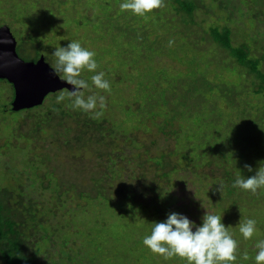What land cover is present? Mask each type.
Instances as JSON below:
<instances>
[{
  "label": "rangeland",
  "instance_id": "obj_1",
  "mask_svg": "<svg viewBox=\"0 0 264 264\" xmlns=\"http://www.w3.org/2000/svg\"><path fill=\"white\" fill-rule=\"evenodd\" d=\"M191 1L198 5L193 18V21L198 23V26H192L189 29H195L197 41H195V44L190 38L186 41L187 35L183 32L184 27L181 26L178 15L170 7L171 3L168 0H163L162 7L151 10L150 16L147 13L146 17H149L147 21L143 20V22H140L143 19L141 16L133 15L130 10H121L117 4H114L113 9L110 11V7H102L104 2L106 3L108 0H0V26L9 28L18 47L21 44L22 47L31 51L34 46L38 47L50 68L55 61V57L50 53L57 45L63 46L70 40H79L82 46L93 50L96 53L94 59L97 62L95 71H104V78L109 81L110 89L105 91L92 87L90 90H84L85 95L90 94V92L104 95L103 109L107 113L99 112V115L95 116L106 117L118 125L122 123L120 126L122 129L129 130L130 125L122 122V114L118 110H126L131 113L130 107L136 108L140 105L139 102L145 103L150 96L152 100H158L159 92L171 87V80H177L180 83V85L176 86L177 90L185 87L182 93L186 92L187 79H190L191 76H202L208 79H193V82H196L195 84L198 87H205L203 84L204 80L206 81L204 83L210 80L216 84L218 82L232 84L233 82V86L230 88V100L234 102V106H229L231 101L226 102L224 105L222 99L214 94L215 91H211L210 94L212 96H206L202 99L205 103L208 102L205 107L207 111L211 107L215 108L216 113L210 116L208 112L205 121L200 116L201 121L200 117L196 115L200 112L197 110L192 111L193 116L190 122L191 128L194 129V134L196 132L197 134L198 132L199 134L208 133L209 127L207 123L209 122L216 124L214 129L220 137L223 131L234 132L235 135L241 134V140L237 147L244 150L247 149L246 153L243 154L245 156L244 161H249V166L252 169L249 171L244 167V175H246L244 177H247V175H252L256 168L264 165V161L261 160L264 155V95L257 96L253 94L257 81L246 70L235 66L232 59L229 58L223 49L216 44H212L210 40L201 41L200 39L205 37L204 32L209 27H218L220 29L226 27L231 30L233 46L248 45L255 56L259 57L260 49L264 51V5L257 6L251 0ZM219 1L223 5L220 8L218 6L214 8L213 6L217 5ZM116 2L118 3L120 0ZM225 5L228 7L226 8ZM121 11L123 14H118ZM108 13L112 17L105 22L104 15ZM254 15L259 16L256 18ZM166 20L168 22L171 20L170 24H166ZM108 22L111 24H106ZM177 24L178 27L176 29L170 30V25L175 26ZM132 28L135 29V32H130ZM118 31L125 32V35L120 34ZM186 33L189 32L186 31ZM140 38H143V43L139 42ZM128 39H130L132 45L127 46ZM32 40L34 41L33 44L31 43ZM169 40H172L171 44L168 43ZM193 40L195 39L193 38ZM188 43L189 46L187 45ZM115 44L119 50L113 47ZM134 46H136L134 52L130 53ZM150 48L153 51H150ZM18 56L20 57L21 55L19 54ZM233 67L237 69L234 73L231 72ZM259 69L264 72V60L260 62ZM156 73L158 74L156 75ZM91 74L83 70L81 73L89 84H91L89 79ZM57 76L59 77V75ZM153 76L155 77L153 78ZM140 82L144 83V86L149 85L147 88L142 89L143 91L139 90L136 93L137 83ZM60 92L58 91L54 95H58ZM52 95L45 98L43 103L45 107L49 108L54 102L55 96L52 97ZM12 96L11 86L6 82H1V110L4 108L10 109ZM192 101L193 105H200L198 97L192 98ZM149 103L151 105L155 104L154 101ZM124 106L127 108H124ZM187 106L191 110L192 105L187 104ZM205 108L203 107V116H205ZM99 109L97 108L96 111H99ZM146 109L151 108L147 107ZM240 111H243V115L240 114ZM108 112H112V114H108ZM248 112L249 115H247ZM151 113L155 114L157 110L151 109ZM133 115L136 116L137 114ZM22 118H26L25 113L10 114L8 111L4 113L0 111V186L5 183L13 184V181L16 180L27 184L29 181L27 172L35 159L43 161L46 153H56V151L50 150V147H46V143H42V141H39V143L31 142L23 134L25 132L24 129H20L21 132L18 131L15 135L16 126L19 125L18 120H22ZM252 120L259 123L254 124ZM150 121L151 118L144 115L141 118H136L133 123L136 124L138 122V125L136 124L138 129L131 131L140 140L142 139L144 144L149 145L152 141L155 142L154 146L151 147L152 155L163 152L170 153L172 155L167 160L170 158L172 164L176 163L179 157L177 149L179 146L174 145L173 139H166L158 132L161 123L160 118H155L151 121L152 123ZM18 135L24 136L20 137ZM225 138L221 139L214 152L220 150L221 154V151L228 148L230 144L227 140H231L229 136ZM223 140L224 142L222 143ZM230 146L233 147L232 145ZM129 149H127L128 153L131 151ZM173 151H175L174 154L172 153ZM216 152L212 155H207L203 166L199 169L202 175L206 174L209 177H214V181L205 179L202 176L205 182L200 183L198 180L194 181L193 175L189 171L175 172L173 175L174 180L165 188L167 192L165 196L171 195L175 199L170 209L175 212L178 210L180 214L187 216L196 224L200 223V217L203 212L221 214L222 223L229 226V233L237 241V251L235 253L237 259L232 264H254L252 260V256L256 251L254 243L256 240L264 238V194L262 195L264 188H258L255 193H251L237 187L239 190L234 192L235 194L231 193L225 196V193L221 192L223 191V186L232 187L230 186L229 178L235 179L237 175L236 170L231 167L232 165H229L230 167L225 166V161L236 163L231 158H227L228 153L225 154L226 160L223 161L221 155ZM38 153L42 154L35 158V154L37 155ZM176 154L178 155L176 156ZM56 155L58 156L57 164H62L60 156ZM223 155L222 157H224ZM225 173H229V176ZM176 175H178V178L175 177ZM216 178L218 180H215ZM227 178L229 179L228 181ZM54 183L55 181L51 182V185ZM46 185V181L42 182V187L46 188ZM160 186L163 188V185L160 184ZM55 190H57L53 193L56 195L55 197L63 191L60 186L56 187ZM46 193H48L47 190L45 193L43 192L44 196L42 197L39 184L37 190H27L26 194L28 196L25 202L29 205L28 198H30L32 204L39 206L35 211L44 214L40 207L49 205L46 202L48 200L46 199ZM259 194L262 196L260 195L261 197L254 200L253 197ZM60 197L64 199L66 195L61 194ZM115 199L116 197H113L112 203H114ZM48 202L52 203L53 207L56 204L50 199ZM249 202L252 204L249 205ZM78 204L82 206L86 203L71 202L70 206L73 212L68 222L71 221L72 227L78 229L79 233L68 235L69 241L67 240L68 244L64 248L58 245L51 247L53 250L51 252L53 253L52 259L57 261V263L61 261L65 264L69 248L72 247L74 250L81 248V235L89 234L95 235V238H93L103 249L101 257L103 260L99 259L98 256L94 258L97 264H125L127 262L129 264H184L183 258L173 256L165 260L160 255L149 251L141 243L142 237L150 232L151 226L144 224V222L152 221L155 217L150 218L149 215L152 211L146 210L142 214L141 212L135 213V218L128 223L125 229L119 224L114 225L113 222L120 219L118 217L119 212H124L127 207H118L115 210L103 208V211H101L102 208L96 202H92L88 204V211L81 215V210H76ZM55 208L57 209L56 205ZM184 209L185 212H183ZM42 217L43 215L38 220L46 223L45 218L43 217L42 219ZM245 218L255 219L256 227L259 230L258 233H253L252 237L248 239L242 238L238 232V221L243 222ZM127 228L130 230L128 239L120 240V242L114 241L110 234L104 233V231L110 229L111 232L121 235L122 232L128 231ZM100 232L103 233L101 237L96 234ZM35 239L36 237L32 238L31 236V241H29L33 242L32 240ZM29 246L31 247L32 245L29 243ZM120 248L123 250L122 253L118 251ZM111 249L118 252L116 256H113L112 260L111 256L113 253H111ZM58 250L59 252H57ZM242 252L248 253V259H243L241 256ZM35 260L37 264H50L46 261L45 255L37 256Z\"/></svg>",
  "mask_w": 264,
  "mask_h": 264
},
{
  "label": "trees",
  "instance_id": "obj_2",
  "mask_svg": "<svg viewBox=\"0 0 264 264\" xmlns=\"http://www.w3.org/2000/svg\"><path fill=\"white\" fill-rule=\"evenodd\" d=\"M116 1L119 0H108V2H104L102 7H110V11L113 9L114 4L119 5L120 2L117 3ZM251 1L255 2L257 6L264 5V0ZM168 2L171 3L170 7L178 15L179 22L182 24L181 26L184 27L183 32L187 35L186 41L190 38L193 44H195V29H189L192 26H198V23L193 21L195 10L198 8V5L191 0H168ZM222 5L223 3L219 1L218 4L213 7L215 8L218 6V8H220ZM225 7L227 8L228 6L225 5ZM118 14L123 13L121 11ZM104 16L105 22L112 17L109 13ZM258 16L259 15L255 17L257 18ZM148 17H146V15L142 16L143 19L140 20V22H143V20L147 21ZM170 21L168 22L166 20L165 22L166 24H170ZM106 24L111 23L108 22ZM177 27L178 24L175 26L170 25V30L176 29ZM131 31L135 32V29L132 28L130 29V32ZM186 31L189 33H186ZM118 32L125 35V32ZM204 33L205 37L200 40H210L212 44H216L219 48L223 49L228 54L229 58L232 59L235 66L246 70V72L252 75L257 81L253 94L257 96L264 95V72L259 69L260 62L264 60V51L260 49V56L256 57L248 45L233 46L231 30L226 27L222 29L218 27H209ZM193 38L195 40H193ZM131 41L133 40L131 39ZM143 41V38L139 39L140 43H143ZM33 42L32 40L31 43L33 44ZM129 45H132L130 39L127 41V46ZM187 45L189 46V43ZM113 47L119 50L116 44L113 45ZM16 48L17 55L20 54L22 56L20 57L25 61L34 62L42 55L38 47L35 46L31 48L32 51L22 47L21 44H19V47L16 46ZM135 48L136 46L132 47L130 53L134 52ZM150 51H153V49L150 48ZM232 69V73L237 70L235 67ZM157 74L158 73H156V75ZM155 76H153V78ZM196 78L208 80L202 76H191L190 79H187L188 84L185 93H182L185 87L183 89L181 87L180 90H177L176 86L178 84L180 85V83H178L177 80H171V87L160 91L158 100H152L150 96L145 103L139 102L140 105L136 108L133 107V109L130 107L129 110L132 111L131 113L126 110H118L122 114V122L130 125L129 130L122 129L120 127L122 123L118 125L106 117H96L94 114L82 112L78 108L73 109L70 105L66 106L67 97L65 101L59 103L53 99L54 102L49 108L45 107V104H42L39 107L16 113H25L26 118L18 120L19 125L16 126L15 135L18 131L21 132L20 129H24L25 132L23 134H25L31 142L35 141V143H39V141H42V143H46V147H50V150L56 151V153H46L44 156L45 160L43 161L35 159L30 170L27 172V179L29 180L27 184L23 181L18 182L16 180L13 181V184L5 183L0 186V264H37L35 258L41 255H45L46 261L50 264H63L64 262L59 261L60 263H57V261L52 259L53 253L51 252H53V250L51 247L53 248L54 245H58L64 248L68 244V235H76L79 233L78 229L72 227L71 221L68 222L73 212L70 206L71 202L86 203L82 206H79V204L76 206V210H81V215L88 211V204L92 202H96L97 205L102 208L101 211H103V208L115 210V208L117 209L118 207H127L124 212H119L118 217L120 219L113 222L114 225L119 224L125 229L128 223L135 218V213L141 212L142 214L146 210L152 211L149 215L151 219L155 217L152 221H146L144 224H149V226H151V222L162 221L167 213L174 211L170 209V207L175 202V199L171 195L165 196L167 193L165 188L174 180L173 175L175 172L182 173L184 171H189V173L193 175L194 181L198 180L200 183L204 181L202 176L205 179L214 181V177H209L206 174L202 175L199 169L203 166L207 155H212L216 152H214V149L223 137L227 138V136H229L231 141H227L233 147L228 145V148L221 151V154L220 150H217L216 153L221 155L223 161L226 160L225 154L228 153L229 155L227 154V158H231L236 164L225 161V166L232 165L231 167L236 170L237 175L246 176L244 175V166L249 165V161H244L245 156L243 154L246 153L247 149L244 150L237 147L241 140V134L238 133L235 135L234 132L223 131L220 137L214 129L216 124L210 122H205L209 127L208 133L204 132L199 134L198 132L197 134L196 132L194 134V129L191 128L190 122L193 116L192 111L197 110L200 112L196 115L199 117L202 116L204 121L208 116V112L210 116L216 113L215 108L211 107L207 111L205 107L208 102L205 103L202 99L206 96H212L210 94L211 91H215L214 94L217 95L216 97L222 99L224 105L226 102H230V88L233 86V82L232 84H226L224 82H218V84H216L210 80L204 83L206 82L204 80L203 84L205 87H198L195 84L196 82H193V79ZM1 82L3 81H0V83ZM157 82H159V80H157ZM148 85L149 84L144 86L142 82L137 83L135 92L138 93L139 90L143 91L142 89L147 88ZM56 95L57 94H53L52 97H56ZM195 97H198L200 105L197 104V106H195L192 104V98ZM150 101H154L155 104L151 105L149 103ZM187 104L192 105L191 110H189ZM229 106H234V102L231 101ZM125 107L126 106H124V108ZM147 107L156 109L157 113L152 114L151 109H146ZM165 107L166 109L164 110ZM203 107L205 108V116L202 115ZM0 111L3 113L8 111L10 114H14L12 110H7L6 108L0 109ZM98 112L105 111L102 107ZM240 112V114L243 115V111ZM108 114H112V112H108ZM133 114L137 115L135 116ZM143 115L151 118V121L155 118L161 119L158 132L166 139H173L174 145L177 147L179 146L177 148L179 155L176 154V156L178 155L179 157L176 163L172 164L170 158L167 160V158L172 155L170 153L163 152L152 155L151 147L154 146L155 142L152 141L149 145L144 144V141L142 139L140 140L137 135H134L131 131L138 129V122L136 123L137 125L133 122L136 118H141ZM247 115H249V112ZM151 121L150 123H152ZM252 122L254 124L259 123L254 120H252ZM175 123L177 124L175 125ZM18 136L22 137L24 135ZM223 142L224 140L222 143ZM128 148L131 150L129 153L127 151ZM174 152L175 151L172 153L174 154ZM40 154L42 153L35 154V158ZM56 154L60 156L62 164H57L58 156ZM222 154H224V157H222ZM261 160L264 161V155ZM181 162H183L182 165H180ZM225 174L229 176V173ZM175 177L178 178V175ZM229 179L231 182L230 186L232 187L225 185L223 186V191H221L222 189H217L224 192L225 196L239 190L232 184L234 179ZM229 179L227 178V181ZM215 180H218V178ZM44 181H46L47 184L46 188L42 187V182ZM54 181L55 183L51 185V182L53 183ZM77 181L80 182L77 183ZM39 184L42 197L44 196L43 192L45 193L47 190L46 199H50L56 203L57 209L55 205L53 207V204L46 200L49 205L40 207L44 211V214L37 213L35 209L39 208V206L32 204L30 198H28L29 205L25 202L28 196L26 194L27 190H37ZM160 184L163 185V188ZM50 185L52 186V190ZM59 186L63 191L60 194L58 193L57 197H55L56 195L53 193L57 191L55 188ZM61 194H65L66 198H61ZM263 194L264 192H262V195ZM260 195L261 194L253 197L254 200L262 196ZM113 197H116L115 201H113L116 205L112 203ZM251 204L252 203L249 202V205ZM176 212L180 213L178 210ZM183 212H185V209ZM42 215L46 223H42V221L40 222L38 220ZM140 228L143 229L142 226H140ZM129 231L128 229V231H124L121 235H118L111 232L110 229H107L104 233L110 234L114 241L120 242V240L128 239L130 234ZM96 234H98L99 237H101V234L103 235L101 232ZM31 236L32 238L36 237L35 240H32L33 242H30ZM94 236L95 235L82 234L81 248L74 250L70 247L69 254H66L67 261L65 264H97L94 259L97 258V256L99 259L103 260V258H101L103 249L99 243L95 241ZM29 243L32 245L31 247ZM103 243L105 244V242ZM118 251L122 253L123 250L120 248ZM57 252H59V250ZM111 253H113L111 256L112 260L113 256H116L118 252L111 249ZM125 264H129V262Z\"/></svg>",
  "mask_w": 264,
  "mask_h": 264
},
{
  "label": "clouds",
  "instance_id": "obj_3",
  "mask_svg": "<svg viewBox=\"0 0 264 264\" xmlns=\"http://www.w3.org/2000/svg\"><path fill=\"white\" fill-rule=\"evenodd\" d=\"M162 5L163 0H120L118 7L142 17ZM168 43L171 44L172 40ZM50 54L55 57L54 65L50 68L52 74L59 75L61 81L71 86V90L64 89L56 95V102L65 101L67 97L66 106L70 105L73 109L78 108L82 112L99 115L96 109L104 106V95L95 92L85 95L84 92L92 87L105 91L110 89L109 81L104 78V71H95L96 53L82 46L79 40H70L66 45H57ZM82 70L92 73L89 77L91 84L81 75ZM244 167L252 170L249 165ZM232 184L241 190L255 193L258 188L264 187V165L256 168L254 173L247 177L236 175ZM228 228L229 226L222 223L221 214L203 212L200 223L196 224L187 216L172 211L167 213L162 221L151 222L150 232L142 237L141 243L165 260L177 256L184 259V264H232L237 259L235 255L237 241L229 233ZM258 231L255 219L245 218L243 222L238 221V232L242 238L248 239ZM254 247L256 249L252 256L254 264H264V238L256 240ZM241 256L245 260L248 259L247 252H242Z\"/></svg>",
  "mask_w": 264,
  "mask_h": 264
},
{
  "label": "water",
  "instance_id": "obj_4",
  "mask_svg": "<svg viewBox=\"0 0 264 264\" xmlns=\"http://www.w3.org/2000/svg\"><path fill=\"white\" fill-rule=\"evenodd\" d=\"M0 80L13 89L11 110L18 112L42 105L44 99L64 89L71 90L54 76L42 56L36 62H24L16 53V41L6 26H0Z\"/></svg>",
  "mask_w": 264,
  "mask_h": 264
}]
</instances>
